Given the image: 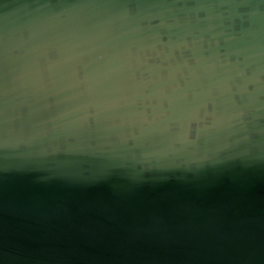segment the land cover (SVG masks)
Wrapping results in <instances>:
<instances>
[{
  "label": "water",
  "instance_id": "water-1",
  "mask_svg": "<svg viewBox=\"0 0 264 264\" xmlns=\"http://www.w3.org/2000/svg\"><path fill=\"white\" fill-rule=\"evenodd\" d=\"M0 264H264V0H0Z\"/></svg>",
  "mask_w": 264,
  "mask_h": 264
}]
</instances>
